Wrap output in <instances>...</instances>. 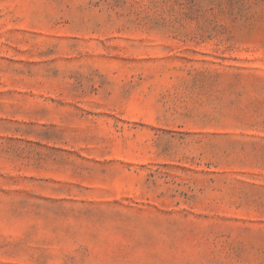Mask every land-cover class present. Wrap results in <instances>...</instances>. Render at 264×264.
<instances>
[{"label": "rangeland", "instance_id": "1", "mask_svg": "<svg viewBox=\"0 0 264 264\" xmlns=\"http://www.w3.org/2000/svg\"><path fill=\"white\" fill-rule=\"evenodd\" d=\"M0 264H264V0H0Z\"/></svg>", "mask_w": 264, "mask_h": 264}]
</instances>
